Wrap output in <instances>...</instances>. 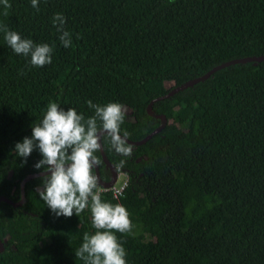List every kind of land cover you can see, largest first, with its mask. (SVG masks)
<instances>
[{
	"label": "trees",
	"instance_id": "16d2710c",
	"mask_svg": "<svg viewBox=\"0 0 264 264\" xmlns=\"http://www.w3.org/2000/svg\"><path fill=\"white\" fill-rule=\"evenodd\" d=\"M9 3H0V25L53 46L51 64L33 67L0 32V197L13 202L23 178L42 173L39 151L25 163L15 144L50 102L85 118L94 114L88 100L121 103V135L139 141L160 124L147 113L152 100L220 64L264 56V0H39L38 11L31 0ZM152 111L167 124L130 157L101 140L114 167L126 160L115 167L128 176L123 195L105 191L102 200L130 213L132 234L116 233L127 264H264V61L220 69ZM41 187V177L29 180L19 207L0 202V264H84L75 251L95 232L90 210L56 217Z\"/></svg>",
	"mask_w": 264,
	"mask_h": 264
},
{
	"label": "clouds",
	"instance_id": "9594fccd",
	"mask_svg": "<svg viewBox=\"0 0 264 264\" xmlns=\"http://www.w3.org/2000/svg\"><path fill=\"white\" fill-rule=\"evenodd\" d=\"M0 3L5 10L11 8L9 0H0ZM38 4L39 0H31V6L37 11ZM4 15H8L7 11ZM52 23L61 33L62 46L71 47V33L64 28L66 18L56 13ZM0 32L15 54L30 57L31 66L40 68L51 64L53 46L22 38L5 25H0ZM87 105L94 114L85 118L75 108L65 110L57 102H50L42 120L31 126V137L17 142L14 151L25 163L34 150L39 151L42 158L34 166L42 172L38 195L56 217L79 216L85 209L90 210L95 232L84 233L75 256L84 264H127L126 250L116 233L132 234L134 225L130 213L120 203L102 200L103 189L95 169L101 164L96 153L102 150L104 136L117 154L125 158L132 155L133 146L126 139L128 133L121 135L128 109L118 102L100 105L88 100ZM125 163L121 159L115 167L122 169Z\"/></svg>",
	"mask_w": 264,
	"mask_h": 264
},
{
	"label": "water",
	"instance_id": "95a60500",
	"mask_svg": "<svg viewBox=\"0 0 264 264\" xmlns=\"http://www.w3.org/2000/svg\"><path fill=\"white\" fill-rule=\"evenodd\" d=\"M261 61H264V56H258V57H247V58H243V59H237V60H233V61H230V62H226V63H223V64H220L218 66H215L214 68H212L210 71H208L207 73H205L204 75L198 77V78H195L193 80H190L188 82H185L183 83L181 86H178L174 89H172L170 92H168L167 94L163 95V96H160V97H157L155 98L154 100H152L148 106H147V113L151 116V117H154L156 119H159L160 120V124L157 126V128H155L150 134H148L145 138L139 140V141H131L129 139H127V142L129 144H131L132 146H139V145H142L144 143H146L147 141H149L154 135H156L157 133H159L167 124V120L165 118L164 115H159V114H155L153 111H152V105L157 102V101H161V100H164L166 98H169L173 95H175L176 93H178L179 91L181 90H184L186 88H189L205 79H207L209 76H211L214 72L220 70V69H223L225 67H228V66H231V65H235V64H243V63H247V62H261ZM102 144V143H101ZM101 153V156H102V160L104 161V163L111 169V172H112V176H111V179L108 181V182H104L101 178H100V175H99V170L98 168L95 169V173L98 177V180H99V185L102 186V187H105V188H109L111 187L114 182L116 181L117 179V176H118V173L115 169V167L107 160L105 154H104V151L103 149L100 151ZM42 173H35V174H31V175H27L25 178H23V180L21 181V196H20V199L19 201L17 202H13L11 201L10 199L8 198H5V197H0V202H5V203H8L14 207H19L23 204V201H24V197H25V194H24V186L25 184L33 179V178H36V177H41ZM3 250V245H2V242L0 241V253L2 252Z\"/></svg>",
	"mask_w": 264,
	"mask_h": 264
},
{
	"label": "built area",
	"instance_id": "2783aa9c",
	"mask_svg": "<svg viewBox=\"0 0 264 264\" xmlns=\"http://www.w3.org/2000/svg\"><path fill=\"white\" fill-rule=\"evenodd\" d=\"M122 174H124V173H122ZM124 176H125V179L118 185L115 181L114 184L109 188H105V187H102L100 185L99 186L103 189V192L110 191L112 194V197L114 199H119L123 195L124 190L127 187V183H128V176L126 174H124Z\"/></svg>",
	"mask_w": 264,
	"mask_h": 264
},
{
	"label": "rangeland",
	"instance_id": "374dc122",
	"mask_svg": "<svg viewBox=\"0 0 264 264\" xmlns=\"http://www.w3.org/2000/svg\"><path fill=\"white\" fill-rule=\"evenodd\" d=\"M169 85H170V84H167V87H168ZM128 112H129V111H128ZM128 112H127V113H128ZM124 179H125L124 174L119 173L118 176H117V180H116L117 185L120 184Z\"/></svg>",
	"mask_w": 264,
	"mask_h": 264
}]
</instances>
